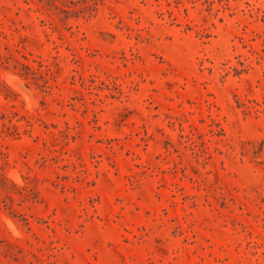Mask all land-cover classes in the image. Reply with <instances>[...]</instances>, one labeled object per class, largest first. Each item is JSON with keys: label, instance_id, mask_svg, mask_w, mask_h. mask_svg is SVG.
I'll use <instances>...</instances> for the list:
<instances>
[{"label": "rangeland", "instance_id": "374dc122", "mask_svg": "<svg viewBox=\"0 0 264 264\" xmlns=\"http://www.w3.org/2000/svg\"><path fill=\"white\" fill-rule=\"evenodd\" d=\"M0 264H264V0H0Z\"/></svg>", "mask_w": 264, "mask_h": 264}]
</instances>
